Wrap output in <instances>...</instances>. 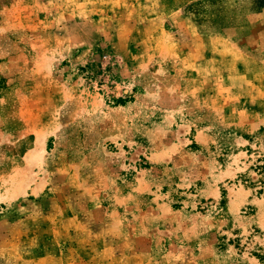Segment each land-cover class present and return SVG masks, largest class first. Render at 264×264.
I'll return each instance as SVG.
<instances>
[{
    "label": "rangeland",
    "instance_id": "rangeland-1",
    "mask_svg": "<svg viewBox=\"0 0 264 264\" xmlns=\"http://www.w3.org/2000/svg\"><path fill=\"white\" fill-rule=\"evenodd\" d=\"M0 264H264V0H0Z\"/></svg>",
    "mask_w": 264,
    "mask_h": 264
}]
</instances>
